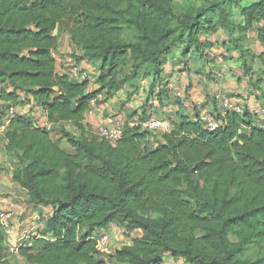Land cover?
Returning <instances> with one entry per match:
<instances>
[{"label":"trees","instance_id":"16d2710c","mask_svg":"<svg viewBox=\"0 0 264 264\" xmlns=\"http://www.w3.org/2000/svg\"><path fill=\"white\" fill-rule=\"evenodd\" d=\"M174 2L0 0V100L17 107L24 94L50 123H71L82 133L63 132L74 149L69 153L33 122L10 123L8 148L27 162L22 187L31 203L54 208L41 233L50 240L20 251L29 264H162L167 255L187 264H264V256L242 259L249 246L264 251V129L250 112L228 115L213 133L182 117L153 150L150 132L138 127L111 144L86 136L83 120L95 93L56 71L57 30L70 35L83 57L99 62L100 90L112 94L147 66L159 78L177 45L200 52L202 35L224 29L240 50L253 24L264 22V0L243 9V25L224 4L232 0L180 16ZM258 32L264 47V25ZM260 60L264 65V53ZM130 62L131 74L121 79ZM111 224L144 236L104 260L91 237ZM6 258L0 224V264Z\"/></svg>","mask_w":264,"mask_h":264},{"label":"crops","instance_id":"0c3cea01","mask_svg":"<svg viewBox=\"0 0 264 264\" xmlns=\"http://www.w3.org/2000/svg\"><path fill=\"white\" fill-rule=\"evenodd\" d=\"M258 1L247 0L244 1V4H239V10H236L235 15H231L232 21L237 25H243V9L256 4ZM263 25V21L253 24L246 38L238 45L241 48L240 50L234 48L230 34L224 29H220L215 34L202 35L200 37L201 42L206 44V46L200 52L196 51L194 47L185 49V45L175 46L172 52L164 58L162 74L156 80L154 76L151 79L153 86H156L155 90H165V93L161 92L162 99L156 97L157 104L160 106L162 113L165 114L161 118L169 119L173 123L178 122L182 117L196 121L197 113L194 105L198 103L217 114L218 107L215 100L217 93L231 97L236 106H241V108L251 114L257 108L262 107L264 105V65L260 60V56L264 53V47L259 42L258 31ZM238 33L239 31H237ZM55 34L59 38L58 49L61 56L58 64H56L57 73L65 75L64 68L67 63L65 60L69 56L73 57L88 71V92L95 93L99 84L97 77V73H100L99 62L83 57L80 50L72 43L67 32L57 30ZM209 50L221 55L225 60L224 64L219 66L216 62L210 60L206 54V51ZM247 51L254 58L251 59L246 56L245 52ZM244 62L247 63V69L243 67ZM218 71L222 73V78L216 77V72ZM96 81H98V84H96ZM147 84L152 85L148 79L144 82V85ZM169 84L174 85L177 90L184 91V98H175L174 92L169 90ZM123 87L126 89L127 85ZM128 89L131 90L129 86ZM124 99L120 89L112 94L107 92L106 99L94 108L93 115L87 121L83 120L86 132L88 127L94 130L112 117L117 116L120 111V117L123 120L129 122L137 120L138 116H133L130 119L129 117L126 118V116H129L130 109L139 111L142 108L146 100V94H133L130 101L124 104L125 106L122 110V101H125ZM20 101L21 103L16 107L18 111L17 118L29 120L40 129L48 131L57 144L58 142L52 133L55 128L72 127L74 131L76 130V134L72 135L79 136L77 133H80V131L71 123L57 125L50 123L46 111L36 106L30 97L21 94ZM8 106L9 103L0 100V126L3 127L0 134V209L15 213V218L12 220V228L15 236L19 238L33 229L43 230L46 223L53 216L54 208L50 205H35L31 203L28 192L21 185L20 179H22V172L24 167L27 166V162L21 159L20 153L11 151L8 148L6 134L10 125H8L4 117ZM138 115H141V111L138 112ZM262 125H264V119L255 120L257 128L264 129ZM64 141L66 145H58L63 150L74 153V149L65 137ZM120 227L117 224H111L106 228L110 231L115 241L120 237V233H130V237L134 233L127 232L126 229L122 232ZM143 236L144 233L142 231H135L131 238L134 240ZM10 258H12V261L9 260ZM162 260V264H187L183 259L176 260L168 255L164 256ZM6 261L8 264H29L27 259L20 254L7 256Z\"/></svg>","mask_w":264,"mask_h":264},{"label":"built area","instance_id":"2783aa9c","mask_svg":"<svg viewBox=\"0 0 264 264\" xmlns=\"http://www.w3.org/2000/svg\"><path fill=\"white\" fill-rule=\"evenodd\" d=\"M59 48V47H58ZM56 49L52 52V56L58 64L61 56L59 54V49ZM207 56L213 62H216L219 66L224 64V58L221 55L214 53L209 50L206 51ZM66 66L64 68L65 75L72 82L77 84H84L88 82L89 73L85 69V67L78 62L73 57H67L65 62ZM64 62V63H65ZM217 78H222L221 72H216ZM169 90L174 92L175 98L182 99L184 98V91L177 90L174 85L169 84ZM107 91H101L98 89L95 91V95L90 99V109L84 116V120L87 121L90 116L93 115L94 108L102 101L106 99ZM216 104L218 107V113L215 114L202 104H195L194 109L197 113L198 123L201 125L202 129L206 132L213 133L221 130L225 124L227 116L233 113L236 114H245L246 110L241 108V106H236L233 102V99L229 96H226L221 93H217L215 96ZM17 108L13 105H9L4 113L5 120L8 125H10L11 121L17 118ZM255 120H263L264 119V105L260 108H257L251 114ZM140 117V116H139ZM141 118V117H140ZM140 118L137 120H133L132 122L123 120L120 116H114L105 123L99 125L96 129V133L99 139L105 140L111 144H116L121 141L125 135L126 129L128 127L134 128L138 127L142 131H147L150 133H161L162 135H170L174 131V124L169 119H157L150 118L145 122H140ZM3 127L0 126V134L2 132ZM15 218V213L11 211H4L0 209V224L2 227L3 234L6 238L7 245V254L19 255L22 249H30L33 248L34 243L38 239H47L50 240V237L42 236V230L33 229L19 238L15 236L14 230L12 228V220ZM135 233V231H134ZM131 237L133 236V234ZM92 240H95L97 243V250L99 258L104 260H108L110 256L114 254V252L110 253L113 245V238L108 229L95 231L91 237ZM131 238L130 241H132Z\"/></svg>","mask_w":264,"mask_h":264},{"label":"rangeland","instance_id":"374dc122","mask_svg":"<svg viewBox=\"0 0 264 264\" xmlns=\"http://www.w3.org/2000/svg\"><path fill=\"white\" fill-rule=\"evenodd\" d=\"M232 1H233V3L231 4V6H229V4L226 5V3H224V4L226 7H229V9L231 8L230 14L233 16L236 14V10H239V4H241V3L244 4L245 3L244 1H247V0H232ZM236 1H237V3H236ZM218 2H220V0H175L174 5H173V12L176 16H180L184 13H191L192 11H195L196 9H199V8H207V7L211 6L213 3H218ZM213 18L215 19L216 15L213 16ZM132 65H133V62H130L123 69L121 76H120L121 79H123L125 76L131 74ZM99 76H100V73L98 72L97 73L98 79H99ZM153 76H154V74L152 72V68L150 66H147V67L143 68V71L137 76L136 79L131 80V81L127 82L125 85H123V86L127 85L126 89H124L123 86L120 88L121 95L124 96V98H125L124 99L125 101H122L123 102L122 103L123 104L122 110H123V107L125 106L124 104H126L128 101H130L133 94H142V93L146 94V100L144 101L142 108L139 109V111H141V115H138L139 111H134V109H130V113H128L129 116H126V118L129 117V119H130L133 116H138V118L141 117L140 122H145L146 120H148L150 118L164 119L161 117H163L165 114L162 113L160 106L157 104L156 97L161 98V92L165 93V90H161V91L155 90L156 86H153L152 81H151ZM146 79L150 80V82L152 84L151 86H150V84L144 85V82L146 81ZM96 84H98V81H96ZM128 86L131 88V90L128 89ZM97 87H98V89H100V84H98ZM117 114L119 116H121V111H120V113H117ZM172 123H173V121H172ZM262 126L264 127V125H262ZM96 129L93 130L91 127H88V131L86 132V136H88V138H93V137L97 138ZM63 131L70 132L71 134H76V130L74 131L72 127L55 128V130L52 133H53L55 140L58 142L59 145H62V144L66 145V143L64 141ZM77 134L79 135L78 137L74 136V135L73 136L75 138H80L82 135L81 131H80V133H77ZM150 134H151V136H150L149 141H148V147H149V149L153 150L157 147L158 142H160V139L163 138V135L161 133H156V132L150 133ZM120 229L123 232V231H125L124 229H126V228L120 227ZM230 238H231L232 242H234V243L237 242V239L234 235H231ZM130 240H131L130 233H124V234L120 233V237L117 238L116 241L113 240V245H112V249H111L110 253L121 250L126 245H131L132 242ZM7 256L10 257L11 255L7 254ZM262 256H264V251L260 250L259 248L255 247V246H249V247H247V249L243 253L242 259L254 261L257 258L262 257ZM9 260L12 261V258H10ZM108 264H115V263L113 261L109 260Z\"/></svg>","mask_w":264,"mask_h":264}]
</instances>
